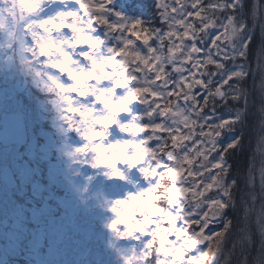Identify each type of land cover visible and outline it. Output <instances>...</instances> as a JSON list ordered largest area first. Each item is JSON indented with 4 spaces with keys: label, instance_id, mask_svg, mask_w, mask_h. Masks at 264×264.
<instances>
[{
    "label": "snow or ice",
    "instance_id": "6c2138e0",
    "mask_svg": "<svg viewBox=\"0 0 264 264\" xmlns=\"http://www.w3.org/2000/svg\"><path fill=\"white\" fill-rule=\"evenodd\" d=\"M3 4L0 264H264V0Z\"/></svg>",
    "mask_w": 264,
    "mask_h": 264
},
{
    "label": "trees",
    "instance_id": "16d2710c",
    "mask_svg": "<svg viewBox=\"0 0 264 264\" xmlns=\"http://www.w3.org/2000/svg\"><path fill=\"white\" fill-rule=\"evenodd\" d=\"M14 0H9V3H13ZM3 0H0V11H3ZM65 32L69 30L65 29ZM257 100H259V93L257 94ZM264 136V121L259 119L258 114L253 111L250 113L248 125L244 131L245 146L244 151L235 154L230 158V163L233 164L234 172L237 170H245L249 164L255 170L254 175L257 180V186H259V176L262 169H264V141L260 140V137ZM158 206L167 207L164 202H159ZM259 209V204L256 205ZM232 213H229L231 216ZM216 227H219L217 225ZM229 244L227 247H230ZM220 264H225L224 261H220Z\"/></svg>",
    "mask_w": 264,
    "mask_h": 264
}]
</instances>
